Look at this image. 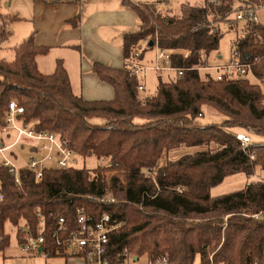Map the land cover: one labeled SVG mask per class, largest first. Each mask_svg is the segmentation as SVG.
Segmentation results:
<instances>
[{
	"label": "trees",
	"instance_id": "trees-1",
	"mask_svg": "<svg viewBox=\"0 0 264 264\" xmlns=\"http://www.w3.org/2000/svg\"><path fill=\"white\" fill-rule=\"evenodd\" d=\"M211 1L190 8L187 16L126 1L137 12L141 28L124 36V68L93 65L100 80L115 89L111 101L76 96L62 61L53 74H42L36 59L49 49L37 47L33 34L14 49L13 61L0 59V120L9 102L17 100L25 121L38 132L58 135L77 156L108 163L94 171L46 169L41 182L23 169L20 188L0 167L5 194L0 232L10 223L36 233L40 213L43 234L54 249L51 257H57L59 247L52 235L59 219L64 218L68 231L75 230L77 210L84 209L95 219L109 214L121 225L111 239L114 260L128 249L151 260L168 256L170 264H194L197 258L200 264H211V248L213 264H264V183L212 196V190L229 179L264 173V145L243 148L233 131L264 138V26L249 16L243 21L234 18L249 6H264V0H218L219 5ZM14 20L0 16V47L11 37ZM221 23L242 24L243 36L232 43V59L254 63L258 84L248 79L218 81L211 75L202 79L200 70H192L206 68L209 56L219 50ZM156 37L162 48L174 52L173 66L187 71L173 82L160 81L156 95L143 102L141 81L128 62L143 42ZM208 117L217 121H203ZM182 147L201 150L171 160V152ZM148 169L156 174L147 175ZM108 193L114 203L91 199ZM9 241L7 236L4 245Z\"/></svg>",
	"mask_w": 264,
	"mask_h": 264
},
{
	"label": "built area",
	"instance_id": "built-area-1",
	"mask_svg": "<svg viewBox=\"0 0 264 264\" xmlns=\"http://www.w3.org/2000/svg\"><path fill=\"white\" fill-rule=\"evenodd\" d=\"M243 1V0H241ZM213 5H219L218 0H212ZM264 9V6L259 4L253 7L244 8L235 14V18L243 21L245 16H249L253 22L258 23L257 13ZM150 43H153L150 47ZM147 50H152L154 53L153 60L150 64H144L141 61L143 49L137 50L133 58L128 62L129 68L133 74L140 79L139 92L145 93V86L142 80L145 79L149 72L163 73L173 72L177 78L183 77L186 69L173 66V51L162 48L159 45L158 38L149 42ZM254 63H243L238 59L232 60L230 63L209 68L208 70L215 71V79L218 81H234L239 79H248L254 77ZM192 70H200L198 67ZM152 97L146 96V99ZM25 110L17 100H11L7 109L4 112L3 118L0 120V167L5 168L14 176L16 185L21 187L20 173L23 169H29L36 175L38 182L44 178L46 169H69L78 168L76 157L77 155L69 149L60 140L59 136L50 132H38L35 125L25 121ZM201 116V115H200ZM29 140L36 145L28 147L29 156L27 166L20 168L16 162L19 159L17 148L24 149L25 143L23 140ZM237 139L241 142L243 148H248L251 144V138L244 134H238ZM255 159L254 155L251 157ZM156 170L148 169L147 175L154 176ZM182 192L181 190H178ZM93 201L101 203H114L113 198L109 193L101 198L92 197ZM5 200V194L2 191L0 183V202ZM39 223L37 232L33 233L25 226L16 227V231L11 233L5 228L0 232V254L2 251L9 248L12 236L15 235L17 249L24 255L33 257H42L48 259L52 256L54 249L47 241L44 233L45 220L38 213ZM76 229L68 231L65 226L64 218L59 219L58 228L53 232L52 238L59 247L55 249L57 257L66 259L76 258L83 260L86 264H170L168 256L160 257L156 260H151L147 255L139 257L125 249L116 260L111 256L110 244L112 235L117 232L121 225H115L112 222L109 214L103 215L99 219H95L88 215L84 209L77 210ZM13 229V228H12ZM21 235V237H19ZM7 236L10 237L9 244L5 246ZM213 264L214 254L210 258Z\"/></svg>",
	"mask_w": 264,
	"mask_h": 264
},
{
	"label": "crops",
	"instance_id": "crops-1",
	"mask_svg": "<svg viewBox=\"0 0 264 264\" xmlns=\"http://www.w3.org/2000/svg\"><path fill=\"white\" fill-rule=\"evenodd\" d=\"M126 1L136 5H157L163 13L174 15H178L183 6H186V10L205 6V1L202 5L195 6L183 4L177 11L169 10L172 5L171 0H18L16 3L14 0H4L3 9L7 8L6 13L9 14H2L0 11V16L15 17L10 25L11 36L13 35L11 29L13 24L28 22L29 25H25L22 30L23 42L33 34L37 47L49 49L48 54L38 56L36 59L38 70L42 74H53L57 62L62 61L69 75L72 91L76 96L86 101H111L116 97L115 89L100 80L93 71V65L99 62L112 69L124 68V36L128 33H137L141 28V20L137 12L127 5ZM262 10L257 13V17L258 24L264 26V11ZM149 42L151 41H145L142 44L146 47ZM15 48H13V53ZM51 55L56 61L52 65L48 63L51 59H46ZM153 57V51L145 48L141 61L144 64H150ZM232 60L231 56L228 62L214 67L224 66ZM205 70H208L207 67ZM212 72L215 74L213 70ZM170 74L176 77L173 72L156 73V76L159 81H162L164 75ZM208 74L212 75L211 72ZM148 78L149 75L142 80L145 93L140 94L144 99L146 96L153 97L149 94L153 93V90L154 96L157 93L158 86L154 89L148 88ZM253 79L257 80L256 77ZM256 80L254 83L258 84L259 81L256 82ZM233 131L236 135H249V132L242 129ZM253 179H257V176Z\"/></svg>",
	"mask_w": 264,
	"mask_h": 264
},
{
	"label": "rangeland",
	"instance_id": "rangeland-1",
	"mask_svg": "<svg viewBox=\"0 0 264 264\" xmlns=\"http://www.w3.org/2000/svg\"><path fill=\"white\" fill-rule=\"evenodd\" d=\"M15 3L18 0H14ZM205 0H171L172 5L171 7H169V10H177L179 6L181 5H191V6H195V5H202L203 2ZM4 7V0H0V11L2 14H9L6 13L8 12L7 8L3 9ZM264 11V10H262ZM12 12V11H11ZM180 13L178 14V16H187L189 10H186V6H183L182 9L179 11ZM235 18V16H234ZM210 19V18H209ZM261 24L262 21H259ZM25 25H29L28 22L24 21V22H18L16 24H13V26L11 27L12 31H13V35L3 43V48L0 50V59H4L6 61L11 62L14 59V53H13V48L19 46L24 38L22 36V30L23 27ZM264 25V24H263ZM219 30L222 32L223 34V38L220 42V47L219 50L216 52H213L208 60H207V66L206 67H214V66H218V64L220 63H225L228 62L230 60V57L232 56L231 53V47H232V43L239 37L243 36V32H242V24L239 23L237 26L233 27L230 23H221L219 26ZM143 49V51L145 50V44L141 45V48ZM52 56H48L46 59H51V62L48 61V63L50 65L54 64V59H52ZM221 57V59L219 58ZM56 62V61H55ZM204 69V70H203ZM200 69V74L202 79H207V75H209L208 73H212V77L215 76V74L212 72V70L210 72H207L208 70H205L206 68ZM215 72V71H214ZM149 82H148V88H152L154 89L155 87L158 86V83L160 82L159 79L156 76L155 72H149ZM173 74L170 75H164L163 76V80L162 82L168 83V82H173L174 78ZM173 77V78H172ZM215 78V77H214ZM251 82H255V80L252 77H249ZM257 82V80H256ZM264 89V86H263ZM144 94V93H143ZM151 96H154V90L153 93H149ZM141 101L144 102V98L143 97H139ZM219 120V119H218ZM203 121H217V119H215L214 117H208V119H203ZM254 132H249V137L251 138L252 144H262L264 145V138L261 136L256 135ZM23 143H25V148L21 149V148H17L15 149V151L18 153L19 159L16 162V164L20 167H26L27 166V159L29 156V152H28V147L32 146V145H36V143H32L31 141L25 139L23 140ZM214 148V147H213ZM201 149H188L185 147H182L180 149L174 150L171 152V156L169 155V158L171 160H177L179 158H181L182 156L186 155V154H194L197 151H200ZM76 161H77V167L78 168H86L89 171H94L98 166L100 165H105L108 164L107 162L103 163V161H100L99 159H97L95 156H90L87 158H83L80 156L76 157ZM165 161V160H164ZM161 162V163H164ZM257 179H253V178H246L245 176H240L239 178H232L227 180L225 183H223L222 185L214 188L212 190V196H219V195H223V194H229L232 192H236L239 191L241 189H244L248 184L253 183V182H258V181H262L264 183V173H261L260 171L257 173ZM260 174V175H259ZM264 215V213H263ZM248 216V215H246ZM249 217V216H248ZM225 221H227V217L224 218ZM7 230L11 233H14V231H16V227H11L9 224H7L6 226ZM13 228V229H12ZM224 243V239H222V241L220 242V244L218 245V247H216V252L219 251L222 247ZM210 253V258L213 256V252L211 251V248L208 250ZM145 256V255H144ZM211 260V259H210ZM0 264H86L83 260H78L76 258H72L68 261V259L63 258V257H50L48 259L42 258V257H33V256H27L24 255L21 251H19L17 249V242H16V238L15 235L13 234L12 236V241L10 244V247L3 250L2 254H0ZM194 264H200V259L197 258Z\"/></svg>",
	"mask_w": 264,
	"mask_h": 264
},
{
	"label": "water",
	"instance_id": "water-1",
	"mask_svg": "<svg viewBox=\"0 0 264 264\" xmlns=\"http://www.w3.org/2000/svg\"><path fill=\"white\" fill-rule=\"evenodd\" d=\"M153 43H150V47H152Z\"/></svg>",
	"mask_w": 264,
	"mask_h": 264
}]
</instances>
